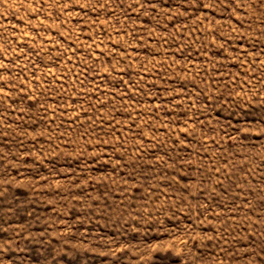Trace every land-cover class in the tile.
Segmentation results:
<instances>
[{
    "label": "rangeland",
    "instance_id": "374dc122",
    "mask_svg": "<svg viewBox=\"0 0 264 264\" xmlns=\"http://www.w3.org/2000/svg\"><path fill=\"white\" fill-rule=\"evenodd\" d=\"M0 264H264V0H0Z\"/></svg>",
    "mask_w": 264,
    "mask_h": 264
}]
</instances>
